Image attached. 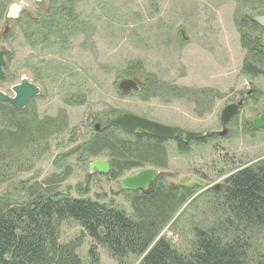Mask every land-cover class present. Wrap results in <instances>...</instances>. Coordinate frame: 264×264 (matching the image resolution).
<instances>
[{"label":"rangeland","instance_id":"1","mask_svg":"<svg viewBox=\"0 0 264 264\" xmlns=\"http://www.w3.org/2000/svg\"><path fill=\"white\" fill-rule=\"evenodd\" d=\"M20 1L0 0V7L6 5L3 15L10 3ZM54 1L47 0L42 6L24 1L25 18L48 12L46 8L70 6L76 18L73 37L63 46L56 39L32 36L25 40L23 29L33 34L37 24L30 26L24 19L10 26V36L0 40V48L11 52L0 91L13 98L11 89L26 78L41 89L40 97L29 103V112L35 111L40 119L64 112L67 126L51 137L48 149L37 146L14 158L18 164L0 181V195L20 199L22 185L70 170V177L56 188L58 192L114 202L132 215V195L121 191L122 179L114 181L89 169L93 161L109 162L105 155L94 158L85 153L97 125L106 126L121 113H132L189 132L215 135L194 141L185 153L168 143V166L156 168L162 172L156 185L163 188H177L185 177L203 180L211 187L189 183V203L161 235L180 252L188 251L193 228L210 225L220 216L210 209L212 187L224 185L240 167L264 159V129L251 126V119L264 112V79L243 72L247 52L239 28L242 15L264 12V0ZM1 17L0 35L6 21ZM261 37L264 41V33ZM125 79L137 80L142 90L148 79H155L165 89L147 99L140 95L142 91L123 96L117 84ZM249 91L252 95L227 127V135L219 136L225 129L221 122L224 108ZM81 231L74 222L63 223L62 242L76 239ZM90 244L86 238L80 250L83 259ZM100 253L103 264H118L103 249Z\"/></svg>","mask_w":264,"mask_h":264},{"label":"trees","instance_id":"2","mask_svg":"<svg viewBox=\"0 0 264 264\" xmlns=\"http://www.w3.org/2000/svg\"><path fill=\"white\" fill-rule=\"evenodd\" d=\"M62 7L69 9L73 32L74 11ZM254 13L242 15L239 22L241 44L247 52L243 72L264 77V31L252 21L264 12ZM34 27L33 34L25 30L27 39L35 36L50 41L56 32L65 30L66 21L61 29L52 15ZM163 89L157 80L148 79L140 95L147 99ZM27 108L17 111L0 104V181L18 164L16 156L37 146L48 149L51 137L66 129L64 112L40 119ZM168 143L110 128L95 133L86 142L85 153L94 158L105 155L110 164L108 177L117 181L134 170L165 169ZM177 149L185 153L189 147L181 143ZM69 177L70 170L43 182L24 184L18 191L23 200L0 195V264H103L100 249L118 264H264V159L240 167L225 180L221 192L212 191L210 209L220 216L210 225L193 228L194 239L186 252L161 235L189 203V189L155 184L149 192H129V215L114 202L58 192L56 188ZM69 221L82 231L76 239L62 242L61 226ZM86 238L91 244L83 259L80 250Z\"/></svg>","mask_w":264,"mask_h":264},{"label":"water","instance_id":"3","mask_svg":"<svg viewBox=\"0 0 264 264\" xmlns=\"http://www.w3.org/2000/svg\"><path fill=\"white\" fill-rule=\"evenodd\" d=\"M25 1L41 4L45 0ZM24 7V4H14L10 8L8 17L15 19L18 18ZM252 21L264 30V14L254 16ZM9 56L10 52L8 50H0V82L5 78V69L7 68V59ZM117 88L123 96L130 95L131 93H140L142 91L139 82L135 79L122 80L117 84ZM12 92L14 94L13 98L0 92V101L9 103L11 107L17 111H22L27 108L33 99L40 95L41 90L29 80L23 78L19 85H16L12 88ZM241 106L242 103L233 104L227 106L223 110L221 121L225 129L222 133H219V136L224 137L227 135V127L239 116ZM251 126L254 130L264 129V112L251 119ZM96 128L98 130L100 125H97ZM110 128H118L124 133L130 135L144 134L159 140L173 141L181 136L185 144H188L192 141H202L208 136L206 133H194L178 127L163 125L132 113H121L117 118L111 119L105 126V129ZM89 169L91 173L96 171L100 175H108L110 172V164L105 161L96 160L90 164ZM161 175L162 172L158 169L146 168L138 170L128 177L123 178L120 180L119 185L121 190L125 192H149L151 189H153L155 183L159 180ZM189 183H195L196 185L203 188L209 187L205 181L189 177L182 178L179 181V186L186 187L189 185ZM216 189H219V187Z\"/></svg>","mask_w":264,"mask_h":264},{"label":"flooded vegetation","instance_id":"4","mask_svg":"<svg viewBox=\"0 0 264 264\" xmlns=\"http://www.w3.org/2000/svg\"><path fill=\"white\" fill-rule=\"evenodd\" d=\"M25 0L23 1H20L19 3H10L9 7L7 8V10L5 11V15H2L4 16L5 18V26H4V29H3V33L0 35V40H5L7 39L9 36H10V33H11V27L12 25H18V24H21V22L26 19V4L24 2ZM47 0H45L43 3L41 4H36V3H33L31 1V3L35 4V5H38V6H42ZM53 2H55L54 0H52ZM5 3V2H4ZM3 3V7H0V22L2 21V17H1V12L2 14H4V10H5V4ZM14 4H18V5H25V7L22 9L21 13L19 14L18 18H9L8 15H9V11H10V8L14 5ZM1 5V4H0ZM48 9L47 11L48 12H44V13H41L40 15L38 16H29L28 17V20L26 19L25 21H29L28 23H34V24H42L44 21L46 20H49L51 18V16L53 15V19H55L57 22H58V25L61 26V29L64 28L63 27V22L66 21V28L64 31H61L58 35L57 32L55 33V35H53V38L57 40V44L58 45H65L69 38L73 37V32H72V22H71V18L69 17V14H68V11L69 9L66 8V7H52V8H46ZM24 24V23H22ZM26 24L23 25V27L25 28ZM263 30V29H262ZM264 31V30H263ZM23 35H24V38L26 40L27 36H26V32H25V29H23ZM0 50H7L5 48H0ZM10 52V51H9ZM10 56H11V52H10ZM9 56V58H10ZM7 67H8V59H7ZM7 69V68H6ZM6 69H5V77H6ZM264 79V77H262ZM5 80V78H4ZM3 80V81H4ZM2 82V81H1ZM12 90V89H11ZM41 90V89H40ZM1 93H4L2 91H0ZM5 95H7L6 93H4ZM41 95V93H40ZM40 95L38 97H40ZM252 95V92H242L239 94V96L232 102V103H229L227 106L229 105H233V104H239V103H242V106L240 107V112L241 110L246 106L247 104V101L249 100V98L251 97ZM8 96V95H7ZM37 97V98H38ZM194 104L197 105L198 101L196 102L195 100L193 101ZM0 104H6L8 106L11 107V105L9 103H4V102H1L0 101ZM226 106V107H227ZM225 107V108H226ZM13 108V107H11ZM224 108V109H225ZM14 109V108H13ZM15 110V109H14ZM23 111V110H22ZM240 114V113H239ZM140 117H143V116H140ZM146 118V117H144ZM147 119V118H146ZM222 122V121H221ZM103 130H105V126L103 124L100 123V128L97 130V128L95 127V131L98 132H102ZM138 135V134H137ZM215 135H208L207 138H212L214 137ZM168 141V140H167ZM174 144H176V146L178 147L181 143L185 146H188L189 147V144L193 143L194 141L188 143V144H185L183 142V138L181 136H179L178 138H176L175 140L173 141H170ZM147 168H151V167H147ZM143 169H146V168H143ZM156 169V168H155ZM139 170H142V169H139ZM161 177V176H160ZM158 182V181H157ZM156 182V183H157ZM155 183V184H156ZM195 184V183H194ZM196 185V184H195ZM188 186V185H187ZM186 187H183V188H187ZM198 186V185H197ZM209 186L208 188L206 189H210V185H207ZM224 185H217V186H213L212 187V190L215 191V192H221L222 191V188H223ZM217 187H219V189H216Z\"/></svg>","mask_w":264,"mask_h":264}]
</instances>
